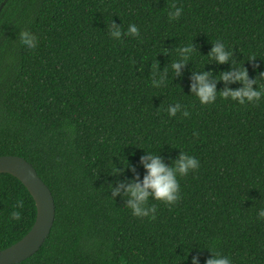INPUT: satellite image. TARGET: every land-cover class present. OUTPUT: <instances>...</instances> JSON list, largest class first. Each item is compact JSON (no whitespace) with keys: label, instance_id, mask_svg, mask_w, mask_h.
<instances>
[{"label":"trees","instance_id":"16d2710c","mask_svg":"<svg viewBox=\"0 0 264 264\" xmlns=\"http://www.w3.org/2000/svg\"><path fill=\"white\" fill-rule=\"evenodd\" d=\"M112 23L139 35L115 40ZM217 40L231 50L225 64L207 58ZM236 65L264 85V0H0V156L29 162L56 205L45 243L19 264H205L214 251L264 264V97L201 105L190 91L195 74L214 80ZM225 87L241 85L216 82ZM150 152L167 166L180 152L199 161L177 178L174 205L149 198L154 219L134 217L124 191ZM36 214L25 185L0 174V251Z\"/></svg>","mask_w":264,"mask_h":264},{"label":"clouds","instance_id":"9594fccd","mask_svg":"<svg viewBox=\"0 0 264 264\" xmlns=\"http://www.w3.org/2000/svg\"><path fill=\"white\" fill-rule=\"evenodd\" d=\"M172 9L168 12L169 20L177 19L182 12L181 8L175 5L171 6ZM122 34L124 36H138L139 30L134 24H130L126 32L121 31V27L111 24L109 36L115 40H120ZM36 38L28 31H21L19 33L20 44L28 48H34ZM193 54L191 45H186L178 49V58L170 65L171 69L179 74L180 69L183 68ZM231 57V50H229L225 43L217 40L213 43L208 60L215 61L218 64H225ZM238 83L241 87L236 89H225L217 93L216 82ZM155 84V81H153ZM256 80H250L247 70L241 65H236L231 71L222 72L214 80L209 79V73L201 71L195 74L192 78L190 91L195 95L196 99L201 105L212 104L216 101L217 95L222 99L231 100L238 104L244 105L245 103H255L264 97V85H258ZM170 117L175 116L181 112L180 103H176L175 107H170L168 110ZM182 115L187 117L188 112L185 110ZM141 163L145 169L146 174L142 181L134 180L124 187V191L129 197L128 209L134 217H148L155 218V205H149L148 201L151 197L152 200L160 201L165 205H174L179 200V183L178 177L186 176L190 171L199 167V161L184 152H180L179 158L172 164L167 166L161 158L154 153H149L141 158ZM123 187V186H122ZM119 192V188L113 193L114 195ZM11 218L18 220L20 215L18 212L13 211ZM258 219L264 220V209L257 212ZM191 264H198L197 258L193 257ZM205 264H232V260L220 252L214 251L212 258L206 260Z\"/></svg>","mask_w":264,"mask_h":264},{"label":"water","instance_id":"95a60500","mask_svg":"<svg viewBox=\"0 0 264 264\" xmlns=\"http://www.w3.org/2000/svg\"><path fill=\"white\" fill-rule=\"evenodd\" d=\"M0 174H9L21 181L37 208L31 230L20 241L0 251V264H19L37 253L50 235L56 218L55 200L36 169L22 157L0 156Z\"/></svg>","mask_w":264,"mask_h":264}]
</instances>
